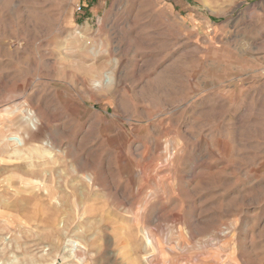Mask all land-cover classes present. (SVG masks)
Segmentation results:
<instances>
[{
    "label": "rangeland",
    "instance_id": "obj_1",
    "mask_svg": "<svg viewBox=\"0 0 264 264\" xmlns=\"http://www.w3.org/2000/svg\"><path fill=\"white\" fill-rule=\"evenodd\" d=\"M0 264H264V0H0Z\"/></svg>",
    "mask_w": 264,
    "mask_h": 264
},
{
    "label": "built area",
    "instance_id": "obj_2",
    "mask_svg": "<svg viewBox=\"0 0 264 264\" xmlns=\"http://www.w3.org/2000/svg\"><path fill=\"white\" fill-rule=\"evenodd\" d=\"M82 9V7L81 6H78V10L80 11Z\"/></svg>",
    "mask_w": 264,
    "mask_h": 264
}]
</instances>
